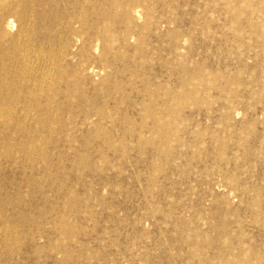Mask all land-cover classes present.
Listing matches in <instances>:
<instances>
[{"label":"rangeland","instance_id":"374dc122","mask_svg":"<svg viewBox=\"0 0 264 264\" xmlns=\"http://www.w3.org/2000/svg\"><path fill=\"white\" fill-rule=\"evenodd\" d=\"M54 1L0 70V264H264V0Z\"/></svg>","mask_w":264,"mask_h":264},{"label":"bare ground","instance_id":"6f19581e","mask_svg":"<svg viewBox=\"0 0 264 264\" xmlns=\"http://www.w3.org/2000/svg\"><path fill=\"white\" fill-rule=\"evenodd\" d=\"M56 3L58 2L56 1ZM130 3L125 4L126 13L124 17L129 29L133 28L132 24H134V22L142 18V11L138 8H130ZM54 5V0H0V70L3 72L16 70L18 72L33 73L47 71V67L40 63V59L42 58H40V55L38 54L39 51L35 50L42 44H36L34 36L37 29L40 28V25H43L47 19L45 15L48 12L47 8L52 10ZM84 18L82 15L79 18V21L81 20V24L83 25ZM51 23L55 24V22ZM70 23H72V21L68 18L63 24H66L67 26L70 25ZM83 25H81V27ZM68 28L70 32L75 34L77 40L80 41H82V36L87 34V30L84 29V26L81 34H77L78 31L74 26ZM5 61H10V65L6 64ZM43 87L38 80H35V83H33V89L37 92H35L34 95L36 93H41ZM151 116L155 120V126L158 132L164 130L166 127L164 114L160 115L156 112L152 113Z\"/></svg>","mask_w":264,"mask_h":264}]
</instances>
